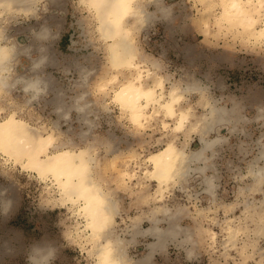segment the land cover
<instances>
[{
    "label": "rangeland",
    "instance_id": "rangeland-1",
    "mask_svg": "<svg viewBox=\"0 0 264 264\" xmlns=\"http://www.w3.org/2000/svg\"><path fill=\"white\" fill-rule=\"evenodd\" d=\"M164 4L170 8L168 18L134 29L132 39L145 67L153 66L152 60L159 64L154 69L165 77L166 88L170 82L196 86L182 100L194 114L207 111L199 103L201 92L225 109V121L204 134L222 138L206 151L204 173L192 171L178 179L158 201L137 198L134 178L126 179V188L114 183L117 169L142 174L146 156L168 137L161 123L166 117L136 128L120 110L113 93L128 71L110 64L95 11L83 0H40L34 14H2L5 41L28 49L13 59L10 73L18 81L0 90V116L15 111L32 127L52 132L55 144L93 153L97 176L117 205L111 230L124 242L126 264H264V231L256 230L255 221L264 213V39L254 42L235 25L216 20L217 4ZM43 29L45 36L35 37ZM39 56L42 65L31 68ZM35 76L42 87L32 97L21 83ZM81 93L87 103L84 119L74 107ZM199 137L197 131L186 138L179 133L176 143L185 140L186 149L193 150L200 146ZM5 157L0 152V264H37L34 255H45L43 264H99L91 241L78 229L76 221H83L77 205L62 203L51 180ZM252 166L262 172L255 189ZM205 176L212 178V191L202 186ZM144 183L154 190V180ZM154 214L162 230L174 214L177 234L151 249L156 239L145 230Z\"/></svg>",
    "mask_w": 264,
    "mask_h": 264
},
{
    "label": "bare ground",
    "instance_id": "bare-ground-1",
    "mask_svg": "<svg viewBox=\"0 0 264 264\" xmlns=\"http://www.w3.org/2000/svg\"><path fill=\"white\" fill-rule=\"evenodd\" d=\"M39 1L0 0V18L6 13L34 14ZM202 1H206L209 8L217 4L219 13L216 20L224 19L235 25L239 33L254 42L259 41L260 38L264 39V0ZM83 2L95 11L101 37L107 40L110 64L128 71L113 93V99L118 103L120 110L128 116L129 121L136 128L150 124L151 120L158 115L164 114L166 117L162 118L161 123L168 137L159 149L146 156L142 174L134 177L136 171L133 173V170L123 168L119 171L117 169V172L112 175L114 183L124 188L128 186L127 181L134 178V184L137 185L134 193L137 194V198L145 202L158 201L164 196L165 190L171 184H175L178 179L186 178L192 171L204 173L208 166L206 151L212 149L217 141L222 139L218 136L205 138L204 134L226 119L225 109L216 105L214 101H209V98L201 92L199 103L207 111L202 115L194 114L191 105L188 102L182 103V100L188 92L197 89L195 85L170 82L169 87L166 88L165 77L159 75L154 69L158 68L159 64L152 60L153 66L145 67L142 56L132 39V33L134 29L156 19L168 18L170 8L164 4V0H83ZM148 4H152L153 8L148 9ZM45 32L43 29L36 33L35 37H43ZM7 38L0 28V90L18 81L17 77L12 78L10 73L13 59L19 52H26L28 49L13 40L6 42ZM43 61L44 57H36L31 63V68L37 69ZM115 76L107 82H112ZM39 78L38 76L23 78L22 90H29L34 97L40 91L39 87H42ZM107 82L102 86L107 85ZM86 105L84 94L76 95L74 107L80 119H84ZM1 108L0 106V110ZM60 115L65 114L62 112ZM192 131L200 134L199 147L187 150L185 140L181 141L180 145L176 143L179 133L186 138ZM0 152L6 156L5 160L12 159L15 164L33 171L42 179L51 180V185L57 189L62 203L77 205L78 209L75 210L83 221H76L79 227L81 226L78 229L83 232L86 240L91 241L92 250L99 264L128 262L125 257L124 242L118 236H112L111 226L117 212L116 202L111 192L103 188L97 176L98 159L88 148L74 149L57 145L54 143L52 132L44 131V128L32 127L27 121L17 116L15 111H11L4 117L0 116ZM199 162L203 165H198ZM260 169L256 170L253 166L250 169V173L255 178L253 189L259 187L258 183L262 178ZM145 180L155 181L154 190L150 191L147 188ZM202 182L204 190L210 191L213 187L211 176H205ZM51 190L53 189L49 186L48 191ZM163 210V212L167 211ZM173 218L174 214L168 217L169 228L165 230L158 228L156 224L158 219L155 214L149 218L151 226L145 231L156 239L150 245L151 249H155V246L165 237L177 234L175 230L177 224L175 225L172 221ZM255 221L258 224L256 230L263 232L264 213H260ZM226 229L232 236L234 229L230 225ZM44 256L34 255L32 258L37 264H43Z\"/></svg>",
    "mask_w": 264,
    "mask_h": 264
}]
</instances>
